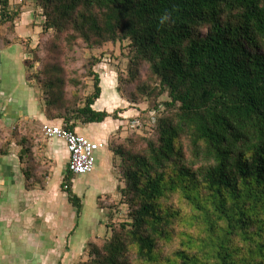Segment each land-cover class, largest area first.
<instances>
[{"label":"trees","instance_id":"16d2710c","mask_svg":"<svg viewBox=\"0 0 264 264\" xmlns=\"http://www.w3.org/2000/svg\"><path fill=\"white\" fill-rule=\"evenodd\" d=\"M34 1L43 32L54 33V54L127 42L118 91L132 87L134 107L154 101L130 118L138 129L127 122L117 132L131 134L109 141L118 189L99 198L108 234L91 240L76 264H264V0ZM19 15L11 0H0V27L12 32ZM99 62L89 60L87 72L72 78L61 62L36 74L26 62L48 120L71 131L120 120L126 110L94 109ZM88 78L92 93L83 96ZM42 128L24 123L12 131L28 190L45 187L48 175L36 174ZM74 178L68 169L63 184L80 213Z\"/></svg>","mask_w":264,"mask_h":264},{"label":"crops","instance_id":"0c3cea01","mask_svg":"<svg viewBox=\"0 0 264 264\" xmlns=\"http://www.w3.org/2000/svg\"><path fill=\"white\" fill-rule=\"evenodd\" d=\"M16 6L23 8L24 15L33 11L27 12L24 0H11L12 11H15ZM34 22V20L27 22L24 25L27 27L21 30L23 24L21 20L16 19L12 32L9 31L8 26L0 27V262L5 263L8 259L11 264L19 263V260L15 262L10 254L15 252L17 244L20 243L19 246L25 250L34 251L30 258L34 264H69V240L76 233L77 226L74 221L80 219L81 212L78 213L77 208L69 201L64 189L63 180L70 163L66 143L59 139H47L40 143L41 146L36 149L40 157L36 164V174L39 179L49 174L45 179V187L41 188L38 185L35 188L40 187V189L28 190L24 175L26 165L20 159L23 148L19 139L12 137V131L23 126L24 123H40L42 126L63 123L61 120H48L41 99V89L28 77L29 69L26 62L30 59L29 52L35 47V38L41 28ZM117 86V75L114 72L107 71L101 74L102 95L94 105L96 111L110 113L114 108L123 105L124 100L116 90ZM105 90H109L112 94L106 97ZM102 98L107 104L105 102L102 104ZM129 115H137L136 110L126 111L121 117ZM125 123L122 120L109 118L103 123L78 124L75 130L76 133L100 144L101 149L97 152V158L98 160L107 158L106 162L111 164L112 173L115 172L113 154L108 150L106 138L109 139L111 135L117 133ZM97 125H102L105 134L95 132L94 127ZM105 150L110 152L109 159ZM42 158L52 162L39 163ZM95 173L97 172L75 176L73 181V193L81 200L82 206L85 196L82 199L78 193V188L82 185L97 187L98 199L110 194L105 186L96 181L98 175L94 176ZM89 175V178H84ZM114 177V182L118 184L116 174ZM83 181L85 184H82ZM117 189L118 185L116 192ZM97 206V210L104 218L98 222V225L94 222V226L98 228L92 230L89 237L76 239L77 245L79 243L81 246L80 260L87 256L88 244L91 240L108 234L106 211L100 207V204ZM4 250L8 252L7 256L3 253ZM12 256L17 257L14 254Z\"/></svg>","mask_w":264,"mask_h":264},{"label":"rangeland","instance_id":"374dc122","mask_svg":"<svg viewBox=\"0 0 264 264\" xmlns=\"http://www.w3.org/2000/svg\"><path fill=\"white\" fill-rule=\"evenodd\" d=\"M24 5L27 7L26 10L31 11L33 10L31 13H28L26 15H24V11H22L19 6H16L15 11H17V13L19 15V17L17 18V20H21V23L23 24V27L21 28V30L23 28H26L27 26H24L28 23H30L31 21H35L34 23L36 24V26L41 27L40 28V33L37 34V37L35 38L36 43H35V47L29 52L30 54V62L31 64H33V68L30 70L31 74H36L41 68L42 66H44L45 64L49 63V62H54V61H58L61 62V64L64 65V67L66 68L67 71V77L68 78H72L75 76H81L82 74H85V72H87L88 70V64H89V60L95 59L97 58L98 60H100L99 64L94 68L95 72H97L100 77L101 74H104L105 72H114L117 75V81H118V86H117V91L119 88V73H125V71L127 70L128 67V63H129V58H130V50L128 48V43L124 42V43H117V44H108L105 46L104 49L102 50H87L85 49L84 46L80 45L74 53H70L65 51L66 49L63 48V51L60 54H54L51 50L52 47V41H53V31H50L49 33H44L43 32V25L45 23V18L43 17L42 14V10L41 8L37 5L36 1L34 0H24ZM14 11V12H15ZM22 11V14H21ZM29 30H31L30 28H28ZM67 52V53H65ZM144 76H145V70H144ZM84 83L87 84V89L81 92V95L86 96L90 93H92V79L88 78V79H84ZM36 86H38L36 84ZM90 86V88H89ZM39 87V86H38ZM41 92H42V97H43V89L40 87ZM74 87L69 86L68 90H69V96L71 94V91H73ZM133 88L130 86H126L123 85L122 86V92H119V95L121 96L122 100H124V102L122 103L123 105L121 107H118L117 109H113V111L110 112V114L116 112L117 110H136V113L138 110H143L146 111L149 107H151L153 105L152 102L154 101H148V100H142L140 101L136 107L131 106L132 103L129 101V97L130 94L132 93ZM109 94H112L111 92H109V90H105V96L108 97ZM41 97V99H42ZM167 98L166 96H163L161 98H159L157 101L158 102H163L165 101ZM102 104L105 102L107 104V101L101 100ZM123 114V113H122ZM135 114V113H134ZM136 115H129L127 117H121L120 115V120L125 121L127 124V122H129L131 119ZM95 132L98 133H102L105 134L103 129H102V125H97L96 127H94ZM121 135V138H126L129 134H131V132L123 130L120 133H115L114 135H111V137L109 139L106 138V141L108 140V150H110L109 147V141L115 137L116 135ZM144 135H148L151 136V131L148 130V128L145 129V131L142 133ZM104 137V136H103ZM105 139V137H104ZM47 141V139L43 136V133H41V142H45ZM103 152V151H102ZM105 154L108 155V159L110 156V152L105 150ZM113 154V153H112ZM97 156V154H96ZM45 159V160H44ZM43 161L45 162H52L50 160H48L47 158H42L41 161L39 163H43ZM100 161V163H99ZM107 158L105 159H100L98 160L97 158V163H96V168L95 171L97 173L94 174V176H97L96 181H98V183H101L102 186H105L110 192V194L112 195H116L117 196V192H116V188H117V183H115V177L114 175L116 174L117 178V172L115 170V172L111 171V164L107 163ZM113 161V159H112ZM48 164V163H45ZM94 171V172H95ZM49 174V173H48ZM114 174V175H113ZM48 177V176H47ZM89 176H86L84 178H89ZM75 180V178L73 179V181ZM118 180V179H117ZM118 182V181H117ZM82 184H85V181L82 182ZM40 189V187H37ZM37 188H33V189H37ZM43 188V187H41ZM78 188V187H77ZM32 189V190H33ZM79 190V195L80 197H84L85 196V202L82 206L81 209V217L80 219H76L74 221L75 226H77V230H76V235L73 234L69 240L70 242V253L68 254V263L69 264H73L75 261L80 260L79 255H81V246L77 245L76 239H83L85 237H89L90 233L92 230H94L95 227L94 226V222H98L100 220H103L104 216L97 210L98 208V204H99V199H98V193H99V189L95 186H91L89 185L88 187H85V185H82L78 188ZM114 193V194H113ZM108 194V195H110ZM83 199V198H82ZM98 199V200H97ZM83 201V200H82ZM103 229L105 230V227L102 226ZM102 229V230H103ZM77 236V237H75ZM88 244V243H87ZM87 244L85 245V249L87 248ZM20 243L17 244V249L15 250L14 253L11 252L10 257H12L15 262L16 260H19V263L16 264H34V262L30 259L33 256L34 251L32 250H25L23 247L19 246ZM6 256L8 255V252L6 250H4L3 252ZM12 254L17 255L16 258H14L12 256ZM9 257V256H8ZM9 257V258H10ZM18 258V259H17ZM6 259V258H5ZM0 264H11V261H9L8 259L4 262H0Z\"/></svg>","mask_w":264,"mask_h":264},{"label":"built area","instance_id":"2783aa9c","mask_svg":"<svg viewBox=\"0 0 264 264\" xmlns=\"http://www.w3.org/2000/svg\"><path fill=\"white\" fill-rule=\"evenodd\" d=\"M132 129L141 126L139 119L128 122ZM46 139H59L66 143L70 154L69 171L75 176L88 175L95 171L97 152L101 149L100 144L91 141L87 137L69 130L64 123L59 125L45 124L42 128Z\"/></svg>","mask_w":264,"mask_h":264}]
</instances>
